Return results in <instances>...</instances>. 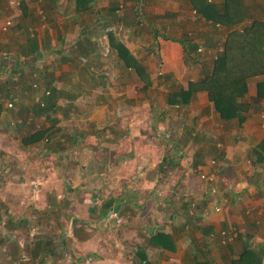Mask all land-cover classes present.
Masks as SVG:
<instances>
[{
  "label": "crops",
  "instance_id": "0c3cea01",
  "mask_svg": "<svg viewBox=\"0 0 264 264\" xmlns=\"http://www.w3.org/2000/svg\"><path fill=\"white\" fill-rule=\"evenodd\" d=\"M180 1L189 3L188 0ZM0 2V34L7 30L4 18H15V28L9 31L12 41L9 39L11 37L0 36V64L3 51H11V54L5 56L11 64L6 69L0 65V74L8 71L7 74L10 73L15 78L7 79L11 82L6 89L0 90V104L4 97L15 98L17 93H21L20 90H28L31 82L32 87L36 85L34 82H42L40 86H44V91L37 90L41 94L45 93L51 83L60 93L56 102L58 109L50 115L54 122H49L45 117L36 119H43L48 126L55 125L68 130L71 129L69 123L74 117L79 118L76 120L77 124L98 129L101 118L126 116L127 96L130 93L139 99L138 103L143 101L144 109L152 105V101L148 99L152 92L158 99L157 106H164L167 102L168 107L189 109L193 105L188 110L189 114L193 113V109L198 110V113L189 119L191 127L188 129L195 130L200 135L198 140H203L197 141L196 134H193L192 141L182 133L180 138H166V144L174 148L171 157L181 158L182 149L191 146V157L196 155L199 161H206L210 155L204 149L205 143L207 146H216L218 156L210 159L217 160L216 172L222 180L218 183L217 192L229 194L224 195L225 199L221 197L220 204H209L212 198L210 194L216 193L212 180L214 177L198 162L195 165H198L202 179L191 183L186 177L185 183L189 190L187 193L194 198H185V203L196 204L185 205L179 204V200H175L177 198L171 199L172 204H166L163 200L156 199L157 197L152 199L151 194L161 196V191H164L168 183L162 179L163 170L154 172L148 168V156L147 162L142 165L146 175L139 174L141 181H137L135 176V180L127 179V175L123 178L116 176L118 171L115 166H110L107 170L91 171L90 177L98 175L111 179V175L114 176V180H108L111 186L108 185L105 191L97 185L96 190L87 188L98 195L93 199L94 204H14L13 216L5 212L7 219L0 217V264H21L23 257L30 260L23 264H231L241 256L246 246H249V256L255 257L257 264H264V257L260 259V253L264 254V230L260 227L264 225V204H253L260 203L259 200L254 201V197L248 199V192L254 186L250 185L251 180L247 182L240 179L245 176L251 179L262 171L257 154H260L259 148L264 145V98L257 96V84L264 82V75L247 81V92L238 100L247 108L241 115L242 120L236 117L225 121L216 112L205 91L194 92L186 105L169 103L171 96L186 91L189 82L199 79L188 78L187 84L183 86L180 74L169 72L165 81L177 80L182 86L177 90H166L160 83L165 76L158 81L157 75H146L141 67L143 70L140 75L137 74V80L129 76L132 81L139 83L137 86L140 88L137 91H127V51L130 62L141 66L144 55L151 49L153 51L150 57L158 56L162 68L169 71H173L174 65L180 62L185 68L184 57H187V52L194 59L190 51L192 48L182 39V35L153 37L152 34L136 33L134 28H127V12L130 10L127 5L131 4L130 0ZM243 4L250 11V19H245L230 29L218 26L224 28L227 34L235 29L242 30L254 19L264 22V0H243ZM193 12L206 21L195 10ZM117 17H120V21L116 27ZM226 37L227 35L223 43ZM175 39L182 43L172 41ZM105 49L113 63L120 65L115 77L110 78L109 87L101 90V79L88 76L80 79L77 75L79 69L74 66L106 62L107 59L103 58L101 52ZM64 74L71 78L63 80ZM22 75H25L26 85H21ZM67 82L72 83L73 89ZM142 86H147V89ZM100 95L111 97V105L100 106L97 104L101 103L99 99L94 103V98ZM79 98L86 100L79 101ZM11 102L14 104L15 101ZM197 102L200 105L196 106ZM2 105L0 127L6 128L9 123L13 124L12 119L17 118L24 108L19 106L9 111ZM155 106L156 104L152 105L155 119L146 124L150 129L161 128L158 115H163V110L156 109ZM177 116L183 119L181 114ZM104 124L116 125L111 122ZM124 126L125 124L120 123L117 128L124 129ZM77 135L83 137L84 134L72 136ZM71 138L75 145L84 141V138ZM151 144L154 143L146 142V146ZM199 145L201 147L196 150ZM77 150L78 147L69 151ZM89 150L83 151L87 154L96 153ZM124 156L120 160L126 158ZM262 156L264 159V154ZM165 173L170 175L171 171ZM50 178L49 176L48 180ZM79 178L81 177H78L81 182L82 179ZM205 188L207 190L201 194V190ZM104 192L109 195H102ZM174 192L175 189L172 193ZM260 205L262 208L258 210ZM5 210L8 211V208ZM248 262L246 260L239 264Z\"/></svg>",
  "mask_w": 264,
  "mask_h": 264
},
{
  "label": "rangeland",
  "instance_id": "374dc122",
  "mask_svg": "<svg viewBox=\"0 0 264 264\" xmlns=\"http://www.w3.org/2000/svg\"><path fill=\"white\" fill-rule=\"evenodd\" d=\"M219 1L209 0L211 3H220ZM130 2L131 4L127 5V8L130 9L127 12V28H134L136 33L146 32V34H152L153 37L155 35H164V37L169 38L171 36L175 37L177 34L180 37L182 35V39L188 42L189 47L192 48L190 51H192L194 56V61L184 57L185 68L187 67V69L180 62L174 65L173 71H169L166 68H162L161 59L158 56L150 57L153 50L148 48V50L150 49L149 53L144 55L143 64H141L146 75L149 73L155 74L159 78L158 81L164 79L163 76H165L164 81L160 83L166 90L172 91L177 90L182 85L185 86L188 78L198 80L210 73L214 58L221 53L223 41L227 35L224 28H215L212 24L198 18L194 14L191 5L186 1L130 0ZM247 2H251V0H247ZM3 21L4 25H7V30L1 32L3 34H0L1 38L3 36L11 37V32L9 31L15 28V18L9 16L5 17ZM119 21L120 17H117L116 27ZM9 39L12 41V37ZM193 41L195 43H192ZM101 52L103 53V58L107 59L106 62L98 65H76L74 68L79 69V73L74 74L79 75L80 79H84L86 76L92 79H101L100 88L101 90H106L110 85V78H114L115 72L119 71L118 67L120 64L113 63L107 49L101 50ZM3 53L0 65L6 69L9 68L11 63L9 64L5 56L11 54V51L4 50ZM159 69L162 73H159ZM7 72L0 74V90L6 89L7 84L11 82L9 78H14ZM169 72L180 74L184 84L181 85L180 81L177 80L173 82L165 81L168 79L167 74ZM66 75L62 76L65 81L71 78L70 75ZM129 76H133L131 78L137 80L135 69H127V91H137L140 88L139 85L137 86L139 83L132 81ZM37 82H34L36 85L33 87L31 82L28 85L29 89L20 90L21 93H17L15 98L8 99L4 97L3 103H1L9 111H13L14 107L18 108L19 106H22L24 111L21 112V115L19 113L17 118L12 119L13 124L9 123L6 128L0 127V217L6 218L5 212L13 216L14 204H94L93 199L98 197V195L88 189L92 187L96 190L95 186L97 185L100 186V189L102 187V191H105L108 185L109 187L111 186L109 181L114 180V176L112 174L111 179L98 175L90 177L89 173L91 171L107 170L108 167L115 166V170L118 171L116 176L123 178L127 175V179L131 180H135V176L137 181H141L139 174L146 175L142 165L147 162V156L150 158L149 162H147L148 168L154 172H157L158 169L163 170L161 172L162 179L165 183H168L164 191H161L163 194L156 196L153 193L151 194L152 199L157 197L156 199H161L166 204H172L171 199L177 198L175 200H179L177 201L179 204H196L185 203V198L194 200L193 196L187 193L189 190L185 183L186 177L191 183L202 179L198 169L200 164L206 168L209 175L214 177L212 180L214 181L213 187H215L216 193L212 192L210 194L212 198L209 204H220L221 197L225 199L224 195H229L217 192L218 183L222 182V180L216 172L217 160L213 161L210 159L216 155L218 156L216 146H207V143H205L204 149H207V154L210 155V158L206 161H199L196 155L191 157L192 153L189 152V150L193 149L191 146L187 149H182L183 156L181 158L171 157L173 156L171 154H173L174 148L166 144V138H180L183 134L194 141L193 134H196L197 141L203 140V138L198 140L200 135L195 133V130L188 129L191 127L189 119L198 113V110L195 111L193 109V113L189 114L193 105L189 109L187 107H168L167 102L164 103V106H157L158 99H156V94L153 92L149 93L148 99L152 101L153 106L156 104L154 108L163 110V115H158L159 118L157 117L161 123V128L150 129L149 126L146 127V124H149L148 121L155 119L152 105H148L149 107L144 109L143 101L138 103L139 99L130 93L127 96L126 116L119 115V117L115 116L111 119L110 117L101 118V125H99L98 129L79 125L76 123L79 118L74 117L72 122L69 123L71 125L70 130L68 128L61 129L55 125L48 126V123L43 119L34 118L33 110L43 96V94L37 93V90L41 89L42 92L44 91V86H42L43 88L40 86L42 82ZM26 83L25 75H22L21 85H26ZM67 83L72 88V83ZM165 84L166 87L164 86ZM144 88L147 89V86ZM166 98H164L165 101ZM98 99L101 101V103H97L99 105H111V97L100 95L98 98H94V103L98 102ZM83 100H86V98H79V101ZM11 101H15L14 104ZM195 105L198 106L200 104L197 102ZM179 114L182 115V120L177 116ZM110 122L116 125L104 124ZM120 123L125 124L124 129L117 128ZM79 133L84 134L83 137L82 135L72 136ZM37 134L41 135L38 139L29 140ZM71 137L84 138V141L75 145ZM148 141L154 144L146 146ZM196 143L199 144L198 142ZM76 147H78L76 152L69 151L74 150ZM149 147H152V149ZM200 147L201 145L197 146L196 150ZM84 149H90L89 151H96V153H88V155L83 151ZM158 150L160 151L158 152ZM122 156L126 158L120 160ZM195 162H198V165H195ZM250 163L255 164L254 162ZM208 166L210 168L207 169ZM260 168L262 171L256 173L251 179L246 176L245 178L239 177L242 180H247V182L251 180L250 185H253L254 188L251 192H248V199L254 197V201H260V203L253 204H264V164ZM166 171H171V174H166ZM49 176L51 177L50 180H48ZM79 176L81 177L79 179H82L81 182L78 180ZM90 181L91 184H89ZM167 187L169 188L167 189ZM222 187L221 191H223ZM174 189L175 192L172 193ZM206 190V188L201 190V194ZM102 195L107 196L109 194L104 192ZM6 207L8 211L5 210ZM261 208L262 205L258 206V210ZM260 227L264 230V225ZM254 261L253 263L248 262V264H257V259Z\"/></svg>",
  "mask_w": 264,
  "mask_h": 264
},
{
  "label": "trees",
  "instance_id": "16d2710c",
  "mask_svg": "<svg viewBox=\"0 0 264 264\" xmlns=\"http://www.w3.org/2000/svg\"><path fill=\"white\" fill-rule=\"evenodd\" d=\"M188 1L193 10L214 27L223 26L230 29L251 17L249 9L243 4V0H221L220 3H211L209 0ZM172 41L182 43L176 39ZM189 53H186L187 58L193 60ZM127 68L135 69L139 75L143 70L141 66L130 62L128 51ZM259 75H264V22L254 19L250 25L242 30L235 29L228 32L221 53L214 58L210 73L196 82H189L187 90L175 93L169 98V103L186 105L194 92L205 91L208 100L213 104L222 120L228 121L236 117L242 120L241 115L247 111V108L238 100L247 92V81ZM257 96L264 98V82L257 84ZM59 98V91L50 83L43 93L41 101L33 110L34 118L45 117L46 120L53 123L54 120L50 118V115L58 109L56 102ZM66 98L74 99L72 97ZM2 106L0 104V116L3 111ZM21 112H19L20 115ZM40 136L39 134L34 135L29 140L34 141ZM259 149L262 153L257 154L258 160L260 164H264L262 156L264 145ZM260 254L261 259L264 254ZM249 255V246H246L241 256L236 261H232L231 264H239L246 260L255 262V257L252 258Z\"/></svg>",
  "mask_w": 264,
  "mask_h": 264
},
{
  "label": "built area",
  "instance_id": "2783aa9c",
  "mask_svg": "<svg viewBox=\"0 0 264 264\" xmlns=\"http://www.w3.org/2000/svg\"><path fill=\"white\" fill-rule=\"evenodd\" d=\"M114 216V215H113ZM30 260L27 259L26 257H23V259L21 260V264L25 263V262H29ZM14 264H18L17 262Z\"/></svg>",
  "mask_w": 264,
  "mask_h": 264
}]
</instances>
